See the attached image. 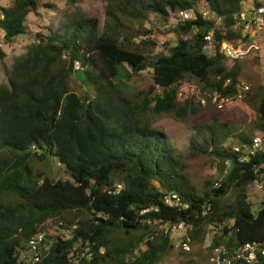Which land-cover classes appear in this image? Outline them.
<instances>
[{
  "label": "trees",
  "instance_id": "1",
  "mask_svg": "<svg viewBox=\"0 0 264 264\" xmlns=\"http://www.w3.org/2000/svg\"><path fill=\"white\" fill-rule=\"evenodd\" d=\"M44 1L0 2L6 44L32 33L31 14L60 8ZM83 1L67 0L73 7L57 27L36 32L11 67L0 40L7 77L0 83V264H161L176 246L164 232L171 220L192 227L191 245L216 232L209 257L221 244L264 240V199L255 211L249 197L264 154L242 162L233 150L264 132V87L248 85L236 102L246 113L238 117L212 100L240 88L241 64L237 59L228 67L224 49L250 41L246 20L236 16L260 0L248 6L243 0H101L103 26L77 5ZM199 8L222 23L214 27L196 13L172 26L181 10ZM210 30L213 56L203 50ZM166 35L172 39H160ZM77 62L86 72L83 81L75 78ZM148 69L147 91L129 97L116 83ZM193 85L197 94L183 96ZM151 113L203 121L193 125L181 150L153 125ZM206 157L212 162L197 165ZM51 158L68 179L34 165ZM220 164L218 176L204 174ZM168 194L177 195L173 204ZM53 223L58 232L51 231ZM36 234L51 247L41 261L22 262L18 252Z\"/></svg>",
  "mask_w": 264,
  "mask_h": 264
},
{
  "label": "rangeland",
  "instance_id": "2",
  "mask_svg": "<svg viewBox=\"0 0 264 264\" xmlns=\"http://www.w3.org/2000/svg\"><path fill=\"white\" fill-rule=\"evenodd\" d=\"M244 3L248 6L251 3V0H243ZM3 4H8L11 0H0ZM44 2H55L60 8H43L41 9L40 15L31 14L29 17V25L32 33L21 36L19 39L15 40L13 43L6 44L4 42V31L0 28V40L1 47L6 52L5 63L8 67H11L13 60L16 56L25 52L27 45L33 40L34 34L38 31H41L47 26H51L52 28H56L59 20L64 16V13L67 10L72 9L73 6H69L67 0H45ZM81 6L82 10L86 11L89 15L98 18L103 26V22L105 20V4L101 0H85L81 4H77ZM251 36L247 45L244 46V50H248L239 60L242 68L241 80L242 83H245L252 87H264V36L256 32L255 28H250ZM161 40H171V35L161 36ZM159 50H163V47L158 48ZM234 61L226 62L228 67H231ZM122 69V68H121ZM129 69V68H128ZM122 71V70H121ZM6 73L4 70V66L0 62V83L6 81ZM122 76L117 77L116 83L123 90V92L132 97L135 92L138 91H147L150 84L152 83V69L145 70L140 74L134 75L131 79H124L122 81ZM88 85L85 84L84 89H88ZM83 89V90H84ZM197 94L196 85H193L191 88L186 89L183 96ZM203 97H199L200 99ZM213 103L217 106L218 109L229 111L231 114L235 116L244 115V110L239 108L234 101L229 103L224 108L218 107V102L214 100V96L212 97ZM201 102V101H200ZM206 103V102H205ZM202 105H205L201 103ZM252 116H255V112L253 110ZM152 121L153 125L162 130L166 136L170 139V141L179 149L183 150L188 145L189 138L191 134L194 132L193 125L201 123L203 118L201 117H191L185 121L177 119L173 114H150L148 116ZM211 159L204 158L197 165H205L207 163H211ZM34 165L40 169L45 170L50 176L55 179L66 180L69 176L64 172L63 168L60 164L53 158L45 161H37L34 162ZM216 165V164H215ZM221 164L219 168L217 167H209V165L205 168L204 174L206 175H214L218 176ZM250 200L254 204V210L257 211L259 208L260 202L264 199V190H255L250 189L249 194ZM71 216V214L67 215ZM60 227H58L55 223L51 226L52 232H58ZM50 231V232H51ZM216 232H211L208 230V234L204 238L203 241H198L192 244L191 252L188 254L181 253L182 249L178 246L180 244L179 240L182 238L183 233L177 232L172 233L171 238L176 244L175 250L172 256L169 258V261H164L161 264H213L210 260L209 254V245L210 242L215 235Z\"/></svg>",
  "mask_w": 264,
  "mask_h": 264
},
{
  "label": "built area",
  "instance_id": "3",
  "mask_svg": "<svg viewBox=\"0 0 264 264\" xmlns=\"http://www.w3.org/2000/svg\"><path fill=\"white\" fill-rule=\"evenodd\" d=\"M196 13L206 21H213L214 27L219 26L222 23V18L216 15L214 12L205 8H199V10H181L178 16L172 19V26H175L179 21H185L192 19L196 16ZM238 20H246L245 33H251L250 28H255L258 34L264 36V0H260L259 6L253 10L242 12L236 16ZM214 30L208 31L204 36V52L208 56H213L216 53V41L214 38ZM254 34V33H253ZM252 34V36H253ZM247 42L240 41L239 46H226L224 54L229 61H235L240 59L248 50H244V46ZM76 70L81 69L79 62L76 63ZM249 90V86L245 83H241L238 92L232 97H221L219 94L214 95V100L218 102L219 108H224L229 103L241 100L245 93ZM201 103L205 104V99H200ZM233 150L239 153L240 160L242 162H250L251 158H257L261 154H264V132L257 134L253 137L252 141L243 145H234ZM228 161L226 164L228 165ZM227 172V169L225 170ZM255 179L252 182V189L264 190V157L258 158V163L254 167ZM176 194H168L165 200L169 204H173L177 200ZM191 226L183 221H167L164 223V232L166 234H172L181 232L183 233L178 245L183 250H190ZM52 241H47L43 234H36L31 236L26 245L21 249L19 258L26 263H35L43 259L51 247ZM264 258V240H254L238 244L234 247L227 248L221 244L213 248L210 254V260L213 264H259L260 260Z\"/></svg>",
  "mask_w": 264,
  "mask_h": 264
},
{
  "label": "water",
  "instance_id": "4",
  "mask_svg": "<svg viewBox=\"0 0 264 264\" xmlns=\"http://www.w3.org/2000/svg\"><path fill=\"white\" fill-rule=\"evenodd\" d=\"M75 78H76L77 80H79V81H83V80H85V79H86V72H85V70H84L83 68L77 70V71L75 72Z\"/></svg>",
  "mask_w": 264,
  "mask_h": 264
},
{
  "label": "clouds",
  "instance_id": "5",
  "mask_svg": "<svg viewBox=\"0 0 264 264\" xmlns=\"http://www.w3.org/2000/svg\"><path fill=\"white\" fill-rule=\"evenodd\" d=\"M228 161V160H227ZM229 162V161H228ZM226 163V162H225ZM228 165H229V163H228ZM228 165L226 164V169H227V171H228ZM226 173V172H225ZM251 189H252V187H251ZM255 191V190H254ZM18 257H19V253H18ZM19 260H20V258H19ZM23 262V261H22ZM26 263V262H25ZM34 263V262H33Z\"/></svg>",
  "mask_w": 264,
  "mask_h": 264
}]
</instances>
